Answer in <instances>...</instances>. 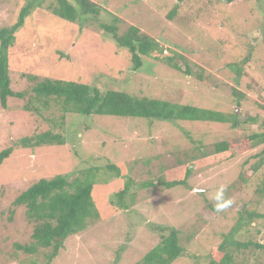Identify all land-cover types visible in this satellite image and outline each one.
I'll use <instances>...</instances> for the list:
<instances>
[{"label":"rangeland","instance_id":"obj_1","mask_svg":"<svg viewBox=\"0 0 264 264\" xmlns=\"http://www.w3.org/2000/svg\"><path fill=\"white\" fill-rule=\"evenodd\" d=\"M27 1L0 0V28L13 25ZM90 1L100 12L81 23L53 15L46 5L55 0L42 1L8 49L11 88L26 94L8 98L5 108L0 105V150L12 147L0 164V264H44L49 251L40 247L30 254L16 247L33 241L25 207L13 205L23 190L40 178L61 174L71 180L86 168L107 163L117 165L120 175L96 173L98 218L67 237L49 264H136L160 241L156 226L178 230L184 251L171 264H206L211 248L224 236L234 243L229 245L231 264H264L263 249L235 244L264 243V194L256 191L264 167L252 171L264 143L251 145L249 139L264 131V0ZM113 16L120 20L119 33L137 26L156 38L163 52L143 57L142 68L132 70L129 52L100 26ZM164 56H175L181 70L166 65ZM25 75L219 110L236 115L240 124L74 113L62 118L53 101L47 108L36 103L40 111L35 112L24 107L34 83ZM44 131L61 134L64 143H19ZM220 141L231 146L214 152ZM187 166L186 185L166 188L160 183L182 179ZM128 180L132 185L123 209L116 192ZM220 185L234 204L217 213L211 201ZM243 210L261 216L232 233Z\"/></svg>","mask_w":264,"mask_h":264},{"label":"trees","instance_id":"obj_2","mask_svg":"<svg viewBox=\"0 0 264 264\" xmlns=\"http://www.w3.org/2000/svg\"><path fill=\"white\" fill-rule=\"evenodd\" d=\"M44 0H28L22 6L18 19L9 27L0 28V105L5 108L7 99L16 97L22 99L25 91H14L11 88V78L9 73L8 49L15 39V32L23 25L25 18L35 7H41ZM49 3L46 8L55 16L69 22H85L88 15H97L100 6L90 0H55ZM181 0H178V2ZM178 5V3H177ZM170 11L168 17L174 15L176 6ZM120 20L113 16L109 23H100L105 33L119 48H124L129 52L132 70L142 68L143 57L150 56L153 52H163L159 41L152 36L141 32L137 26L130 25L124 32L119 33L117 23ZM179 58L182 56L176 53ZM175 55V54H174ZM176 56V55H175ZM175 56H164L162 61L166 65L176 70H181ZM248 55L240 62H246ZM237 69H240L236 65ZM240 70H238L239 72ZM187 73L188 70L186 69ZM34 83L30 88L29 100L24 105L26 109L39 112V104L44 108L49 107L50 102L57 103L62 110L61 117L67 113L79 115H109L127 118L158 119L165 121H211L220 123H230L232 127L240 124L236 115L225 113L219 110L201 108L191 104H182L161 100L159 98H149L147 96H137L118 89L101 90L93 84L80 83L71 80H60L43 78L36 80V76L25 75ZM233 92L235 90L233 89ZM251 145L264 143V131L249 135ZM24 147H35L44 144H63V137L59 133L44 131L34 133L29 137H23L20 142ZM231 146L228 141L216 142L213 145L214 152H224ZM200 149V148H199ZM12 147L0 150V164L9 157ZM260 157L253 165L252 171L257 172L260 167H264V148L255 154ZM100 170L114 171L118 176L120 169L117 165L107 163L101 167L86 168L81 175H77L69 180L65 175L57 174L52 178H40L23 190L14 200L13 205L25 207V216L32 221V242L30 244H16V247L25 253H35L38 248H46L49 251L44 254V264H49L62 248L64 241L70 235L76 234L98 218L99 213L93 198V188L96 180V173ZM187 166L186 174L182 179L160 182L166 188L178 185H186V177L190 173ZM132 185V181H125L123 187L116 192V203L120 208H126L124 200L125 194ZM143 186H146L143 183ZM257 193L264 194V170L261 173L260 186ZM239 218L232 233L236 232L243 225L250 224L253 219L261 215L253 211L243 210L239 212ZM161 233L160 241L148 250L141 260L136 264H171L176 258L183 254L184 248L179 243L178 230L175 227L156 226ZM221 243L211 248L207 255L206 264H231L233 255L230 251L231 244H234L229 237H225ZM238 246L247 248L253 244L255 248L264 250V243L245 242L235 243Z\"/></svg>","mask_w":264,"mask_h":264},{"label":"clouds","instance_id":"obj_3","mask_svg":"<svg viewBox=\"0 0 264 264\" xmlns=\"http://www.w3.org/2000/svg\"><path fill=\"white\" fill-rule=\"evenodd\" d=\"M194 191H204V189H194ZM227 188L225 185H220L216 191L215 195L212 197V206L214 207L217 213L225 212L231 208L234 204V201L231 198H228L225 193Z\"/></svg>","mask_w":264,"mask_h":264},{"label":"water","instance_id":"obj_4","mask_svg":"<svg viewBox=\"0 0 264 264\" xmlns=\"http://www.w3.org/2000/svg\"><path fill=\"white\" fill-rule=\"evenodd\" d=\"M197 192H200V191H197Z\"/></svg>","mask_w":264,"mask_h":264}]
</instances>
